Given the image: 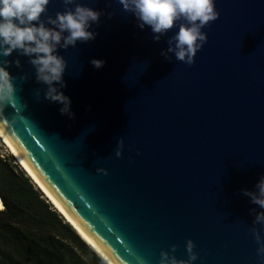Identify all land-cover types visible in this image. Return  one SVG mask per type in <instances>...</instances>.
<instances>
[{
    "label": "water",
    "instance_id": "1",
    "mask_svg": "<svg viewBox=\"0 0 264 264\" xmlns=\"http://www.w3.org/2000/svg\"><path fill=\"white\" fill-rule=\"evenodd\" d=\"M78 2L102 15L88 29L94 40L57 49L74 118L13 51L0 56V66L12 62L17 97L0 114L1 139L107 264H159L172 245L187 259L189 239L193 264H260L250 209H264L242 190L264 176V0H215L219 18L202 29L207 43L191 66L161 55L178 26L156 42L116 0ZM58 11L61 0H50L41 19Z\"/></svg>",
    "mask_w": 264,
    "mask_h": 264
},
{
    "label": "clouds",
    "instance_id": "2",
    "mask_svg": "<svg viewBox=\"0 0 264 264\" xmlns=\"http://www.w3.org/2000/svg\"><path fill=\"white\" fill-rule=\"evenodd\" d=\"M65 11L56 12L55 17L42 15L47 13L50 0H0V56L8 57L13 51L30 57L29 63L36 69L37 82L46 84L45 99L49 102L63 105L61 115L74 118L71 112L70 98L60 89L66 87L63 81L67 61L59 56L57 49L67 50L75 47L77 42L86 43L94 40L97 33L89 31L93 23L98 24L101 12L89 6L82 5L78 0H61ZM124 12L132 13L143 29L149 26L154 41L158 42L170 30L178 26V31L167 40V50L161 55L171 60L169 53L175 59L191 66L195 62V55L205 43L207 34L203 28L211 25L219 18L215 0H116ZM38 24V26H37ZM52 25L53 27H47ZM67 33V35H64ZM34 57V58H32ZM10 61L4 60L0 66V114L8 106H15L16 87L14 77L7 70ZM17 67L20 61L14 62ZM96 68L103 67L104 61L92 60ZM59 85V88L54 86ZM124 147L123 139L117 142L116 157H121ZM98 173L107 175V170L97 168ZM256 191L242 190L243 195L250 198V202L264 209V176L255 185ZM254 213L253 226L250 231L258 245L256 255L260 264H264V211ZM260 225L261 228H257ZM195 244L189 239L186 242L187 259H178L173 253L176 245L171 246V252L161 251L159 264H193L198 259L194 251ZM103 264H107V257L100 256Z\"/></svg>",
    "mask_w": 264,
    "mask_h": 264
},
{
    "label": "trees",
    "instance_id": "3",
    "mask_svg": "<svg viewBox=\"0 0 264 264\" xmlns=\"http://www.w3.org/2000/svg\"><path fill=\"white\" fill-rule=\"evenodd\" d=\"M0 264H103L14 160L0 156Z\"/></svg>",
    "mask_w": 264,
    "mask_h": 264
},
{
    "label": "rangeland",
    "instance_id": "4",
    "mask_svg": "<svg viewBox=\"0 0 264 264\" xmlns=\"http://www.w3.org/2000/svg\"><path fill=\"white\" fill-rule=\"evenodd\" d=\"M0 156L4 157V158H6V159H8L10 161L14 160L22 168L20 163L17 161V159L14 157V155L9 151L7 146L1 141H0Z\"/></svg>",
    "mask_w": 264,
    "mask_h": 264
},
{
    "label": "bare ground",
    "instance_id": "5",
    "mask_svg": "<svg viewBox=\"0 0 264 264\" xmlns=\"http://www.w3.org/2000/svg\"><path fill=\"white\" fill-rule=\"evenodd\" d=\"M0 141L4 143V141L1 139L0 137ZM5 144V143H4ZM6 145V144H5ZM7 146V145H6ZM8 148V147H7ZM9 149V148H8ZM10 151V150H9ZM11 152V151H10ZM12 153V152H11ZM3 207L2 203H1V200H0V209Z\"/></svg>",
    "mask_w": 264,
    "mask_h": 264
}]
</instances>
